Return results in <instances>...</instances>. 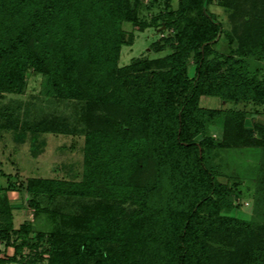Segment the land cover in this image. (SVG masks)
<instances>
[{
  "label": "trees",
  "instance_id": "obj_1",
  "mask_svg": "<svg viewBox=\"0 0 264 264\" xmlns=\"http://www.w3.org/2000/svg\"><path fill=\"white\" fill-rule=\"evenodd\" d=\"M159 2L163 11L148 21L140 17L144 0H0V93L22 91L32 66L60 97L85 99L96 111L88 116L81 179L31 177L25 185L37 213L49 211L40 195L93 200L77 212L63 208L59 228L36 234L48 243L47 264H247L255 252L249 224L221 215L233 207L230 190L207 166L205 149L262 145L264 123L247 128L246 111L201 99L264 103V85L233 56L264 57V0H150L146 7ZM210 5L232 9L231 53L212 47L224 29ZM160 19L173 32L154 47L174 50L119 66L122 46L134 40L123 22L144 29ZM216 116H223L218 142L204 134ZM0 119L6 130L24 127L1 109ZM8 188L0 187V240L9 243L14 232L21 242L0 264H37L40 253L23 260L22 247L38 245L29 243L32 223L15 228ZM205 238L234 249L222 255Z\"/></svg>",
  "mask_w": 264,
  "mask_h": 264
},
{
  "label": "rangeland",
  "instance_id": "obj_2",
  "mask_svg": "<svg viewBox=\"0 0 264 264\" xmlns=\"http://www.w3.org/2000/svg\"><path fill=\"white\" fill-rule=\"evenodd\" d=\"M176 6L177 0H173ZM150 0H144L140 8V17L151 21L162 10V5L154 3L146 7ZM210 10L223 24V32L216 43L212 45L219 53H231L236 47L226 37L231 32L232 9L219 5H210ZM153 23L144 29L137 28L131 22L125 21L122 26L127 33L134 34L131 44L123 45L119 58V66L123 67L139 59H155L170 54L174 49L167 45L161 50L155 49V43L164 44V38L173 32V28L165 29V24ZM243 70L248 76L264 85V57L257 55H242L234 53ZM188 73L194 74V63L189 60ZM0 109L6 114L24 120V127L6 130L0 126V187L7 188L8 203L14 213V226L18 228L23 222L32 223L33 231L28 235L29 243L37 244L35 248L28 245L22 247L24 262L35 253L42 254L37 264H47L46 240H39V231L50 233L60 226L59 212L64 208L72 212L81 210L82 205L91 203L92 197L58 196L50 200L47 196H37L42 209L37 213L28 202L32 194L25 188L31 177H50L66 180H79L85 169V131L90 121L88 117L95 109L88 107L85 99L60 97L57 90L48 84V76L30 66L26 71L22 91L0 93ZM201 102L209 108L244 110L248 114L245 119L247 128H255L254 124L264 123V103L257 104L251 100L232 101L221 100L215 95H205ZM121 109V108H120ZM96 112V111H95ZM12 113V114H11ZM4 119V118H1ZM0 123L2 124V120ZM5 121V120H4ZM261 137L258 130H254ZM205 135L214 137L218 142L223 134V116L208 119L205 125ZM200 137V135L198 136ZM205 162L212 169L220 182L230 190L228 197L233 207L223 210L222 216L246 222L254 230L252 250L257 256H247V264H264V144L241 145L233 147H206ZM167 179V177H165ZM170 185V181H167ZM167 184L165 189L168 190ZM11 185V186H10ZM126 206H132L129 201ZM51 210H55L52 213ZM213 248L222 251L234 249L224 246L221 240L210 242ZM21 239L11 234L10 242L0 240V256H10L15 251L16 243ZM255 245V246H254ZM206 246V245H205ZM199 251V250H198ZM213 250L209 252L211 255ZM250 255V254H249ZM253 258V260H252ZM5 264H24L9 262ZM193 264H196L193 261ZM208 264H212L208 262ZM214 264H219L216 261Z\"/></svg>",
  "mask_w": 264,
  "mask_h": 264
}]
</instances>
